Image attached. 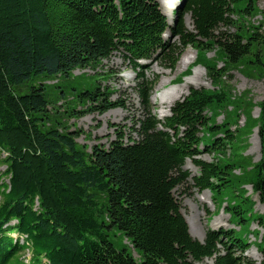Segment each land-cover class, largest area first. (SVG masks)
<instances>
[{"label": "trees", "instance_id": "obj_1", "mask_svg": "<svg viewBox=\"0 0 264 264\" xmlns=\"http://www.w3.org/2000/svg\"><path fill=\"white\" fill-rule=\"evenodd\" d=\"M255 10L254 0H183L169 24L159 0H0V168H6L0 171V264H197L208 258L212 264H255L244 257L251 247L246 236L254 220L264 229V211L256 214L244 191L236 193L235 184L250 181L234 177L233 165L195 159L200 175L194 187L215 196L236 193L231 217L240 229L210 230L204 241L196 239L175 195L188 183L185 162L201 146L226 154L235 141L227 123L205 115L227 98L192 90L159 120L151 110L159 76L148 78L139 63L157 60L173 70L193 47L196 64L217 85L222 77L206 57L212 47L230 67L246 58L262 62L264 34L248 35L233 19ZM188 14L193 30L186 26ZM229 27L237 31L224 32ZM166 32L177 42L169 44ZM115 53L136 72L145 112L130 132L116 130L109 148L98 145L88 153L78 144L79 131L50 125L46 86L17 94L36 77L70 78ZM99 90L98 84L78 93L86 109L105 113L124 106ZM260 109L262 156L251 185L264 207V100ZM111 233L128 239L139 258L126 245L119 249ZM258 245L264 251V232ZM27 253L28 261L22 258Z\"/></svg>", "mask_w": 264, "mask_h": 264}, {"label": "rangeland", "instance_id": "obj_2", "mask_svg": "<svg viewBox=\"0 0 264 264\" xmlns=\"http://www.w3.org/2000/svg\"><path fill=\"white\" fill-rule=\"evenodd\" d=\"M165 1L167 5L168 3L172 5V9L163 5ZM182 1L159 0L160 10L166 16L169 24L175 22V12L181 6ZM254 2L256 10L253 15L238 13L233 16L234 21L248 35L254 30L264 34V0H254ZM185 21L187 28L193 30L191 15H186ZM223 30L231 34L237 31L236 27ZM164 38L171 45L177 42V38H173L169 32L164 34ZM262 53V62L246 58L240 64L230 67L226 64L220 49L212 47L206 57L217 68L219 77H222L217 85H215L214 79L208 76L206 67L202 64H196L199 54L197 49L193 47H189L181 53L173 70L166 68L164 63L157 60L141 63V68L148 78L153 79L155 76H159V81L151 98V110L159 120L170 116L173 105L188 96L192 90L203 89L208 92L224 94L227 98L225 105L216 109H209L205 115L212 117L217 124L227 123L236 135L235 141L226 149V154L205 151V148L201 146L199 155L185 162L183 169L189 174L186 187L178 188L175 191V195L182 205L185 219L189 218L194 221L198 227L199 231H197L195 238L200 241L205 240L206 234L210 230L240 229L238 221H233L231 217L233 205L238 203L235 194H238L239 188L244 191L243 199L248 197L254 203L253 212L262 215L264 211V207L251 185V180L254 177V164L262 156L259 118L260 105L264 100V46ZM188 55L191 57L190 64L182 66L178 71L179 62ZM199 73H203V76L199 77ZM136 79V72L132 70L129 61H126L121 54L115 53L96 67L75 70L70 78L36 77L21 86L17 90V94H28L33 86H46L51 111L50 125L58 126L60 124L67 129L79 131L78 144L88 153H92L93 148L98 145L109 148L110 143L116 138V130L130 132L132 127H135L136 122L144 116L145 110L141 104V98L135 90ZM187 82L192 84L187 85ZM162 83L166 84L164 89L183 88V93L175 98L169 106L164 107L156 98ZM196 83L200 84L197 85ZM98 84L100 93L106 94L108 101L119 102L124 106L112 108L105 113H101L97 109L92 111L86 109L87 104L80 102L78 93L87 87L94 90ZM69 109L75 110V112L70 114L67 111ZM83 110L87 112L76 114L77 111ZM133 137L138 138L136 134H133ZM195 159L208 163H216L221 160L223 163L231 164L235 168L232 173L234 177L245 176L250 182L235 184L236 193H229L225 190L224 194L219 196H215L209 190H199L194 187V178L200 175V168L195 163ZM5 170L4 166L0 168L1 172ZM100 197L105 203V196L100 195ZM255 231H259L260 234H256ZM263 232L261 222L258 220L251 222L249 233L246 236L247 244L251 247L244 253L248 262L264 264V251L259 249L258 245ZM110 239L117 244L119 249L123 247L121 244L126 245L134 257L139 258L128 239L118 233H111ZM255 256L258 260L254 258ZM23 257L28 261L30 254H24ZM197 264H212V259L208 258Z\"/></svg>", "mask_w": 264, "mask_h": 264}, {"label": "bare ground", "instance_id": "obj_3", "mask_svg": "<svg viewBox=\"0 0 264 264\" xmlns=\"http://www.w3.org/2000/svg\"><path fill=\"white\" fill-rule=\"evenodd\" d=\"M177 1V0H174ZM173 4V3H172ZM164 6L169 7L170 9H172V5H167V2L165 1ZM191 61V57L188 55L185 58H183L180 62H179V66L177 68L178 71H180V68L182 66H186L189 65ZM203 73H199V77H202ZM187 85L192 84L191 82H187ZM197 85L200 83H196ZM166 86V84H161V86L158 89V93L156 94V98L160 100L161 105L164 106H169L175 98H177L179 95H181L183 93V88L182 87H174V88H170V89H164ZM187 223L189 224V230L192 236H196L197 235V231L198 227L196 226L195 222L190 220L189 218H186ZM255 259L258 260L257 256L254 257Z\"/></svg>", "mask_w": 264, "mask_h": 264}]
</instances>
